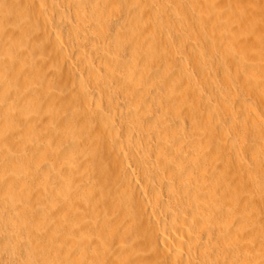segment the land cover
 Segmentation results:
<instances>
[{
  "label": "bare ground",
  "instance_id": "6f19581e",
  "mask_svg": "<svg viewBox=\"0 0 264 264\" xmlns=\"http://www.w3.org/2000/svg\"><path fill=\"white\" fill-rule=\"evenodd\" d=\"M61 2L0 0V115L46 130L0 120V264H264V149L225 116L264 0Z\"/></svg>",
  "mask_w": 264,
  "mask_h": 264
},
{
  "label": "rangeland",
  "instance_id": "374dc122",
  "mask_svg": "<svg viewBox=\"0 0 264 264\" xmlns=\"http://www.w3.org/2000/svg\"><path fill=\"white\" fill-rule=\"evenodd\" d=\"M53 2H55L56 1V3H59V5H60V2L61 3H63V1L64 0H60V2H59V0H52ZM58 1V2H57ZM65 5V4H64ZM48 8V12H50V11H52V10H50V9H52L49 5L48 6H46L45 7V10ZM61 8H64L63 7V4L61 5ZM67 7L65 6V8L64 9H66ZM72 19V18H71ZM11 23V24H10ZM7 26L8 27H10L12 24H13V22H10ZM25 26L27 25L28 26V24H24ZM26 26V27H27ZM59 29L58 30H61V27H58ZM17 29V32H18V35L17 34H15L16 33V30H13V32H11V33H7L8 34V36H11V34L12 35H16V36H11V38H13L14 39V43H15V45L18 43V40H19V28H16ZM15 32V33H14ZM35 33V34H34ZM30 34H31V36H32V38L33 39H36L37 38V36H36V31H33V32H30ZM34 35V36H33ZM19 36V37H18ZM3 38V37H2ZM10 38V37H9ZM17 38V41L15 40ZM2 40H4V38L2 39ZM72 60V61H71ZM74 59L72 58V59H69L68 61H67V59L66 60H64V62L63 63H61V65L59 66V65H57L56 67L58 68V66L62 69V70H65V69H71V68H73L74 67V65H75V63H76V61L74 62ZM58 63H60V62H58ZM74 64V65H73ZM259 65L261 64V66L263 65V67H264V60L263 61H261V62H259L258 63ZM60 68H58V70H60ZM62 70H60V75H61V71ZM259 73H262V72H259ZM257 74V75H259L260 76V74ZM263 74V73H262ZM261 74V75H262ZM259 79L261 78V80L263 81L264 79V77L262 78L261 76L260 77H258ZM257 82V81H256ZM255 82V83H256ZM264 82V81H263ZM253 84V85H250L249 86V88H251V86L252 87H254V86H256L254 89H250V90H248V88H245V89H247L246 91L247 92H245V90H244V88L242 89V93H240V96H239V92L237 93L238 94V99L236 100V103H234V106H228V108L230 107V111H229V109H228V111H226L227 109H223L222 108V111H220V113L221 114H219V115H221L220 117H221V120L220 121H218V122H223V124L224 125H226L225 123H228V122H226V121H223L226 117H228V115H229V118H231V122H229L227 125L228 126H226V129H228L227 130V132H234V131H236L235 133H233L232 134V132L231 133H229L231 136H234V134H235V136H234V141L236 142L237 140V144L238 143H240L239 144V146L240 147H242V150H244V152H247L246 150L249 148V145L250 146H257L256 148H257V150L258 151H262V148L264 149V98H263V95H264V84L262 85V84H258V83H256V84ZM263 87H262V86ZM258 86H261V87H259V88H257ZM261 88H262V90H261ZM253 90V91H252ZM205 91H207V90H205ZM252 93H251V92ZM241 92V91H240ZM244 92V93H243ZM250 92V93H249ZM253 92H255V93H253ZM256 92H259L260 93V95H262L261 96V98H260V95H258L259 93H256ZM263 92V93H262ZM205 93V94H204ZM203 94H204V97L203 98H205V100L203 99V101L204 102H206V103H203L201 106H200V111L199 112H203V114L204 115H206L208 112H209V110H210V112H211V109H210V107H209V105H208V103L210 104L211 102H215V103H217V102H219L218 100H220V98L224 95L223 93L222 94H220V96L219 97H216V96H214V95H212L211 93H209L208 91L207 92H203ZM211 97H210V96ZM248 95V96H247ZM258 96V98H256ZM242 97V98H241ZM246 97H249V99L250 98H252V102H250V103H248L247 104V102H249V100H248V98H246ZM209 98H210V100H209ZM244 99H246L245 100V103L243 104V105H240V103H238V102H240V101H242V100ZM215 100H217V101H215ZM240 100V101H239ZM248 100V101H247ZM261 101V102H260ZM205 104V105H204ZM237 104H239L238 106H237ZM241 104H242V102H241ZM245 104H246V106L248 105V107H246L245 106ZM157 106H159V103H157L156 104ZM162 106V105H161ZM240 106H242V107H240ZM221 107V106H220ZM237 107V108H236ZM242 108V109H240V108ZM243 107L245 108V109H243ZM199 108V107H198ZM207 112H204L203 111V109ZM206 108H207V110H206ZM29 111H28V110ZM25 108V109H23L24 110V113L27 115V117L29 118H27L26 117V119H27V121H28V131H30L31 133L32 132H35L36 131V133H37V130L38 129H41V128H43L42 127V125L40 126V127H37V126H39V125H37V126H34L33 127V125H36V123L34 124V122H33V124H32V121L31 120H34V119H32L31 117H30V115H31V112H30V110H32V107H29V108ZM209 109V110H208ZM231 109H233L232 111H231ZM158 110H159V108H158ZM197 110V109H196ZM195 110V111H196ZM199 110V109H198ZM223 110H225L226 112H227V114L225 115V111L223 112ZM194 111V109H193V111H192V113L190 114V115H188L189 113H186V114H184L185 116H183L182 117V119H181V121L183 122L184 121V123L187 125L188 123H186V122H189L190 121V116L192 115V116H194V115H196L197 113V111L195 112ZM28 112H30V113H28ZM228 112H229V114H228ZM231 112V113H230ZM196 113V114H195ZM212 113V112H211ZM13 114L14 113H12L11 115H9V117H6V116H8V115H0V120H1V118L2 119H4V117H6V120L8 121V122H13V124L14 123H18V122H24V123H27V121H26V119L25 118H23V119H25V120H22V121H19V117L17 116L18 114L17 113H15L14 114V118H13ZM17 114V115H16ZM188 115V116H187ZM208 115V114H207ZM222 115H225V116H222ZM209 116V115H208ZM210 116H211V114H210ZM16 117H18V118H16ZM187 117V118H186ZM188 117H190V118H188ZM223 117V118H222ZM11 118V119H10ZM30 118H31V120H30ZM18 119V120H17ZM189 119V120H188ZM10 120H12V121H10ZM18 122H17V121ZM31 121V124L29 123L30 121ZM14 121H16V122H14ZM35 121V120H34ZM186 121V122H185ZM215 121V123L214 124H216V122H217V120H214ZM233 121V122H232ZM217 122V123H218ZM225 122V123H224ZM183 123V124H184ZM232 123V124H231ZM37 124H39V123H37ZM184 124V125H185ZM211 125H213L212 123H210ZM209 124V125H210ZM31 128V129H30ZM33 128V129H32ZM37 129V130H36ZM44 129V128H43ZM42 130V129H41ZM45 130V129H44ZM43 130V131H44ZM39 131V130H38ZM46 131V130H45ZM237 132H238V134H237ZM236 139V140H235ZM242 143V144H241ZM259 145V146H258ZM261 145H262V147H261ZM246 147V148H245ZM261 147V148H260ZM244 148V149H243ZM246 149V150H245ZM263 165V164H262ZM263 167H264V165H263ZM238 171H240V173L241 172H243L242 170H238ZM263 171V172H262ZM262 171H261V174L262 175H260L259 173H260V171H259V173H258V175H260L259 177H258V179H260V182L263 184L264 183V169H262ZM80 173H82V171H80ZM262 176V177H261ZM263 178V179H262ZM262 179V180H261ZM260 182H259V184H260ZM261 184V186H262V188H260V187H258L259 189H258V191L259 192H262V191H264L263 189V187H264V184L262 185ZM261 190V191H260ZM261 194H264V193H261ZM264 223H261V224H259V226H261V228H262V230H263V228H264V225H263Z\"/></svg>",
  "mask_w": 264,
  "mask_h": 264
}]
</instances>
